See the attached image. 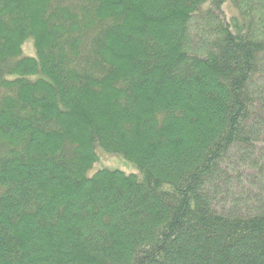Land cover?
Here are the masks:
<instances>
[{
	"label": "trees",
	"instance_id": "trees-1",
	"mask_svg": "<svg viewBox=\"0 0 264 264\" xmlns=\"http://www.w3.org/2000/svg\"><path fill=\"white\" fill-rule=\"evenodd\" d=\"M0 264H264V0H0Z\"/></svg>",
	"mask_w": 264,
	"mask_h": 264
},
{
	"label": "rangeland",
	"instance_id": "rangeland-1",
	"mask_svg": "<svg viewBox=\"0 0 264 264\" xmlns=\"http://www.w3.org/2000/svg\"><path fill=\"white\" fill-rule=\"evenodd\" d=\"M223 12L225 13L226 19H229L234 14L236 15V11L232 7H228L226 5L223 6ZM22 54L25 56L35 57V49L31 39H27L23 42ZM94 152L96 154L97 160L87 170V176H92L96 171L106 168L110 170H120L125 174L133 173L141 178V174L135 165L125 160L122 156L118 154L107 153L99 146H95Z\"/></svg>",
	"mask_w": 264,
	"mask_h": 264
}]
</instances>
